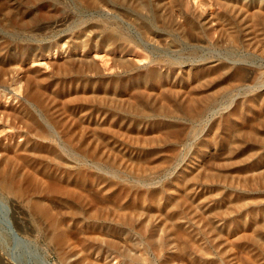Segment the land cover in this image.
I'll use <instances>...</instances> for the list:
<instances>
[{
	"label": "bare ground",
	"instance_id": "6f19581e",
	"mask_svg": "<svg viewBox=\"0 0 264 264\" xmlns=\"http://www.w3.org/2000/svg\"><path fill=\"white\" fill-rule=\"evenodd\" d=\"M204 5L212 9L198 12L187 0L87 6L133 11L128 23L159 51L185 43L264 57V0ZM13 21L30 25L18 13ZM98 23L53 50L21 44L4 56L0 42V88L22 95L14 104L0 98V198L12 206L16 231H42L61 262L73 244L86 256L104 246L121 264H264V89H252L263 68L212 60L181 68L172 58L136 55L117 27ZM113 68L121 74L104 75ZM241 89L252 91L230 104ZM215 110L223 112L209 117ZM208 117L201 161L176 166L178 146ZM170 171L174 179L165 180ZM81 222L88 226L70 235ZM84 253L80 264H109Z\"/></svg>",
	"mask_w": 264,
	"mask_h": 264
},
{
	"label": "rangeland",
	"instance_id": "374dc122",
	"mask_svg": "<svg viewBox=\"0 0 264 264\" xmlns=\"http://www.w3.org/2000/svg\"><path fill=\"white\" fill-rule=\"evenodd\" d=\"M187 1L189 2L190 6L194 7V5H195L194 8L198 12H204V11L209 12L210 9H212L211 6L204 5L207 3V0H192L193 2L191 0H187ZM194 1H195V3H194ZM196 1H197V3H196ZM90 2H91V0H74V1L73 0H42V1L41 0H8V1L7 0H0V30H1L0 31V42L3 43V45H6L8 47V48H6L7 50L5 49L6 52L3 51L4 52L3 54H5L4 56H6L7 53L11 54V53H15L16 51L18 53V50H19L21 44H26L27 46L29 45L28 47H31V48H37V47H45L46 48L47 47V48H52L51 50H53L55 45L65 43V41L68 39V37L70 38L71 36L79 34V33L82 34V32H85L86 34H87V31L91 32V30H93L92 26L97 24L98 22H99L98 24H100L102 21V22L109 23L110 27H117L116 29L121 31V33L124 34V36L127 38V40L130 41L129 44L131 46V49L133 50V52H135L136 55H144V56H147L150 58H153L154 56H156V57H154L155 59L156 58L161 59V57L163 58V56H164L165 59L169 58L171 61L173 59V61L179 62L181 65L180 66L181 68H184V67L191 65V64H201V63H205L206 61L211 62V60H212V61H222V62H226V63L236 64L237 66L239 65L240 67H246L248 70H250V69L255 70V69H262V68H263L262 70H264V60H263L264 57L260 56L256 53H253V52H251L245 48H238V49H234V50L230 51V50H225L224 48H222L218 45H216L215 47L210 46L211 47L210 48V47H200V46L196 47L193 45H191L189 47V44L176 43V46H175L176 48H174V51H173V49L171 51H166V50H164V51L160 50L159 51V49L155 48L153 45L146 43L144 40V37L136 29V27L134 29V26H132L131 24L128 23V22H130V21H128L129 17H131V18L132 17L133 18L138 17L133 11H131V10L126 11L125 10L126 11L125 12L124 10H122L120 12L117 11L116 13H114V11L111 12V10H110L111 13H109L108 12L109 10H107L105 8H99V7L92 8L93 6H87L90 4ZM53 4H55L54 7H53ZM37 6H42V7L37 8ZM59 10H62V11H59ZM14 11H16V12H14ZM80 11H81V13H80ZM98 12H100V13H98ZM101 12H103V13H101ZM14 13L20 14L22 17L25 18V20L30 22V25L29 26L16 25V23H14V21H13ZM124 13H126L127 15ZM6 14H8V15H6ZM52 14H54V15H52ZM103 15H104V17H103ZM111 16H113V17H111ZM127 17H128V20H127ZM81 18H83V19H81ZM69 19H70V21H69ZM58 21H62V22H61V24L56 25L55 22H58ZM5 22H7V23H5ZM89 22L91 23V27L90 26L83 27V26H85V23L87 25L88 24L90 25ZM41 24L46 25V27H43L45 29L44 31L43 30L40 31L42 29ZM49 24L51 25V27ZM53 24H55V25H53ZM76 25H77V27H76ZM13 27L15 30L11 32L10 30L13 29ZM34 28H36L37 30H35ZM140 39H142L143 41ZM32 41H34V42L32 43ZM6 42H8V43H6ZM17 46H18V48H16ZM208 50H210V51H208ZM215 51H218L220 53H218V52L216 53ZM249 53H250V55H249ZM158 54H159V56H158ZM199 55H200V57H199ZM62 56H66V54H62ZM133 56L131 55V58H134ZM197 57L199 58L200 63H199V61L197 62V60H198ZM225 57H227V58H225ZM228 57H229V59H228ZM175 59H178V60H175ZM201 59H203V60H201ZM204 59H206V60L204 61ZM240 59H242V60H240ZM227 60L230 62H228ZM240 61H241V63H240ZM141 63L143 65H148V62H146V61L141 62ZM141 63H138V64H141ZM142 64L139 66H142ZM149 66H152V64H149ZM111 70L109 69V70L103 71L104 75H105V73H106V75H112V74H118L119 75V74H121L120 73L121 71L118 70L117 68H116V70H115V68H113ZM42 71L47 72L48 69L42 70ZM252 89L255 92H256V90H257V92L263 91L264 81L255 83L253 85ZM0 91L4 92V93L0 92V98H1V101H3V102H7L8 104L12 102V104H14L17 101L22 100V95H19V94H21V91H18V92L14 91L13 86H10L9 84H7L6 87L3 89L0 88ZM249 91H252V90L241 89V90L235 91L233 93V95L231 96L234 99L235 95H237L235 100L233 101V99H232L231 101L228 100L227 102L226 101L224 102V100H223L224 103L222 102L223 103L222 105L223 106H228V105L230 106V104L236 103L235 101H237L239 99L241 100L246 95V92H249ZM3 94H5V96ZM8 97H9V99H8ZM16 99H17V101H16ZM229 101L231 102L230 104H229ZM220 112H223V111L215 110L212 113L213 115L212 116L210 115L209 117H211V118L218 117ZM209 117L206 118L205 121L202 123L203 125H201V127L199 128V131L197 133V137L192 139V141H191V138H189L186 140V142L184 144L178 146L177 149L180 152L181 156L179 157L178 160L175 161L176 166L177 165H184L186 163H194L196 159L197 160L200 159V154L202 152L200 151L201 149L199 148L198 143H199V141L202 140V138L205 136V134L208 133L207 130H208L209 125H210L209 121L211 120V118H209ZM215 151H216V153H218L217 150H215ZM190 157H192V158H190ZM183 159H185V161ZM200 161H201V159H200ZM216 162H219V161H216ZM104 172H102V173H104ZM170 172L167 174V178H165V180L168 179L171 181V179H174V177H173L174 171L173 172L170 171ZM99 173L101 174V172H99ZM162 180H164V178H162ZM262 182H263L262 183L263 185L260 189L262 192H264V190H263L264 189V180ZM260 195H261V197H264V193H262ZM8 203H10L8 199H5V198L1 199L0 198V241L1 240H2L1 242L4 241L3 243L0 242V250H1L0 252L2 253V254L0 253L1 259L4 257L3 260H5V262H7L9 264H80L77 259L79 257H82L84 252L82 250H80L81 254H79L80 253L78 251L79 249L72 247L73 244L70 247L71 251H70L69 257L65 262H67L69 260L70 261L68 263H65V262H61L59 260L57 251L55 250V248L52 244L48 243L44 239V235L42 234V231L38 230L31 237L30 236L24 237L20 234V232L16 231V227H14L16 225V222H15V219L13 218L14 216H13L12 206H11V204L9 205ZM4 205H5V207H4ZM60 208H62V206ZM63 211H64V209H63ZM11 216H13V217H11ZM81 224L80 225L77 224L75 226H72L70 235L78 232L79 231L78 229H80V228L83 229L86 226H88L87 224L82 223V222H81ZM74 231H76V232H74ZM5 232H7V233H5ZM8 235H9V238H8ZM4 236L7 237L8 239L7 238L5 239ZM30 239H31V241H30ZM109 239L112 240V237H110ZM7 240L9 243L7 242ZM113 240H116V238H113ZM72 248H73V250H72ZM77 252H79V253H77ZM90 252L91 253L87 254V256L90 257L91 260H93L94 258H97V257H101V258H104L109 264L110 263L111 264L112 263L113 264L114 263L115 264H121V262H122L121 256H118L117 254L113 253L110 250H106V248L104 246L92 249V251H90ZM78 254H79V256H78ZM85 254L86 253H84V256L87 258V256ZM94 254H95V257H94ZM74 255H77L78 257L77 258L73 257ZM71 256H72V258H71ZM73 259H74V261H73ZM71 260H72V262H71Z\"/></svg>",
	"mask_w": 264,
	"mask_h": 264
}]
</instances>
